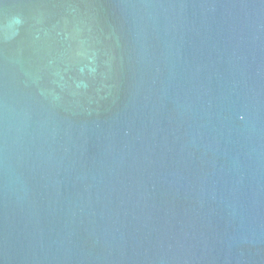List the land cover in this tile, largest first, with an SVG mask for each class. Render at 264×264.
<instances>
[{
  "label": "water",
  "instance_id": "water-1",
  "mask_svg": "<svg viewBox=\"0 0 264 264\" xmlns=\"http://www.w3.org/2000/svg\"><path fill=\"white\" fill-rule=\"evenodd\" d=\"M0 264H264V0H0Z\"/></svg>",
  "mask_w": 264,
  "mask_h": 264
}]
</instances>
